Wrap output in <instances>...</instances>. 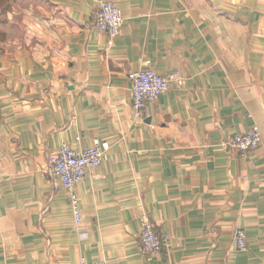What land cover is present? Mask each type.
Masks as SVG:
<instances>
[{
    "label": "crops",
    "instance_id": "obj_1",
    "mask_svg": "<svg viewBox=\"0 0 264 264\" xmlns=\"http://www.w3.org/2000/svg\"><path fill=\"white\" fill-rule=\"evenodd\" d=\"M101 1L0 0V264H264V0H108L114 38ZM149 68L186 78L137 117L129 74ZM254 127V150L224 145ZM96 139L77 224L50 160Z\"/></svg>",
    "mask_w": 264,
    "mask_h": 264
},
{
    "label": "built area",
    "instance_id": "obj_2",
    "mask_svg": "<svg viewBox=\"0 0 264 264\" xmlns=\"http://www.w3.org/2000/svg\"><path fill=\"white\" fill-rule=\"evenodd\" d=\"M120 7L113 1H101L95 15V26L100 31L107 32L111 38L118 36L124 24ZM185 76L177 71L168 75H161L152 68L134 71L129 74L131 82L132 108L137 117H140L149 102L155 101L166 93L170 83L182 85ZM263 140L258 127L249 131L235 134L224 142V145L247 152L257 148ZM109 144L96 139L93 147L79 148L67 142H63L57 149V153L50 160V172L62 183L69 193V199L73 209L76 223L83 218L77 192L78 183L86 176L88 170L96 169L105 160ZM141 249L144 253L158 256L163 250V238L157 232L154 223L145 217L140 229ZM235 246L240 251L248 249L247 235L244 229L238 228L235 233ZM79 264H109L108 261H89L85 256L79 260Z\"/></svg>",
    "mask_w": 264,
    "mask_h": 264
}]
</instances>
